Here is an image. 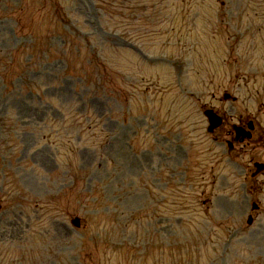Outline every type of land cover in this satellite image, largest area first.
<instances>
[{"label":"rangeland","instance_id":"374dc122","mask_svg":"<svg viewBox=\"0 0 264 264\" xmlns=\"http://www.w3.org/2000/svg\"><path fill=\"white\" fill-rule=\"evenodd\" d=\"M58 1L53 7L40 0H0L21 11L0 5V53L8 47L7 61L14 56L17 70L19 65L32 68L5 84L0 74V264H264V174L246 178L245 157L238 152L225 156L224 133L216 132L218 141L208 135L201 112L215 89L227 88L237 100L224 102V128L230 111L252 112L264 125V32L239 37L233 46L239 58L232 59L222 45L225 34L211 39L208 28V13L220 9L226 19L242 14L255 31L264 26V0L186 3L184 19L181 5L173 3L167 21L155 24L147 36L135 35L169 52H154L165 59L151 68L160 82L168 78L171 88L160 90L156 82L152 92H142L136 81L130 95L121 83L127 102L117 93H89L77 68L85 50L67 53L58 32L45 41L51 50L44 52L33 42L34 34L55 23V10L65 17L59 31L83 35L87 19L98 38L90 39L92 47L111 49L127 66L142 64L128 50L119 51L123 37L90 0ZM130 1L125 5L137 4ZM77 19L80 25L68 27ZM63 21L67 25L61 26ZM30 43L34 48H28ZM151 56L144 60L153 63ZM229 57L236 70L219 68ZM67 61L70 68L62 74ZM233 71L244 76L229 85ZM132 77L141 79L137 72ZM87 108L103 118L107 141L101 125L100 136L90 138L97 129L87 123L68 127L72 114ZM90 139L103 146H89ZM254 157L264 161V150ZM13 183L22 190L20 204L12 200ZM213 191L210 224L202 201ZM251 199L261 207L248 225ZM82 210L87 218L75 228L69 219ZM231 210L230 218L222 219Z\"/></svg>","mask_w":264,"mask_h":264}]
</instances>
